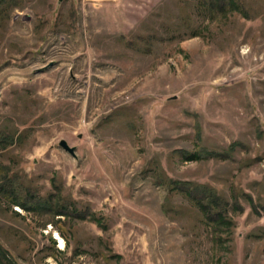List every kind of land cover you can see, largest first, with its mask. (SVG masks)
Returning <instances> with one entry per match:
<instances>
[{"label":"rangeland","instance_id":"obj_1","mask_svg":"<svg viewBox=\"0 0 264 264\" xmlns=\"http://www.w3.org/2000/svg\"><path fill=\"white\" fill-rule=\"evenodd\" d=\"M200 1L0 3L10 264H264V0L208 14ZM230 145L225 158L180 154ZM169 178L236 196L229 234L215 243ZM32 196L47 206L13 203Z\"/></svg>","mask_w":264,"mask_h":264},{"label":"trees","instance_id":"obj_2","mask_svg":"<svg viewBox=\"0 0 264 264\" xmlns=\"http://www.w3.org/2000/svg\"><path fill=\"white\" fill-rule=\"evenodd\" d=\"M9 0H0V3ZM232 5L234 9H238V5L234 0H201L199 2V7L204 14H208L215 8L224 9L227 6ZM234 145V144H233ZM234 146L230 145L228 148L221 152L211 151L208 149L200 148L195 152L181 151V158L183 160H195V159H208L214 156L225 158L229 156L234 150ZM165 184L168 186L170 191L176 194L182 195L186 198L191 205H193L200 213L202 223L213 233V239L215 243L222 239L221 233L229 234L230 229L233 227V219L231 213L241 212V205L238 198L235 196L232 202L222 197L213 187L207 184L194 183L192 181H185L179 179H167ZM3 186V185H2ZM16 196H18L16 194ZM30 195H25V198ZM25 198L21 200H13L14 204L19 205L26 211H31L34 209H40L42 206H47V204H42L45 201L41 200L40 197L37 198L32 196L34 203L27 205L25 203ZM253 211H258L256 205L253 203L251 198L248 200ZM70 209V212L76 214L78 217L85 218L86 216L76 209ZM56 215H65V209L61 206H56ZM94 220L100 225L102 230L106 229V223L100 221L101 218H94ZM116 255L110 254V257ZM10 259L7 251L0 245V264H10ZM14 264V263H13Z\"/></svg>","mask_w":264,"mask_h":264},{"label":"water","instance_id":"obj_3","mask_svg":"<svg viewBox=\"0 0 264 264\" xmlns=\"http://www.w3.org/2000/svg\"><path fill=\"white\" fill-rule=\"evenodd\" d=\"M61 1H63V0H59V2H61ZM58 146L61 147L66 152H68L72 157H74V158L77 157V155L75 153L76 147L70 146L65 139H60L58 142Z\"/></svg>","mask_w":264,"mask_h":264},{"label":"bare ground","instance_id":"obj_4","mask_svg":"<svg viewBox=\"0 0 264 264\" xmlns=\"http://www.w3.org/2000/svg\"><path fill=\"white\" fill-rule=\"evenodd\" d=\"M59 239L60 246L63 247V240L60 237H57Z\"/></svg>","mask_w":264,"mask_h":264}]
</instances>
